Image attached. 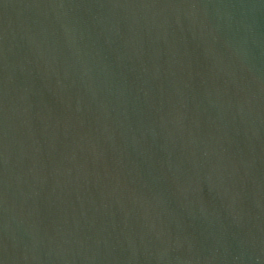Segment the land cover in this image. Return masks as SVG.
Returning a JSON list of instances; mask_svg holds the SVG:
<instances>
[{"label": "water", "instance_id": "water-1", "mask_svg": "<svg viewBox=\"0 0 264 264\" xmlns=\"http://www.w3.org/2000/svg\"><path fill=\"white\" fill-rule=\"evenodd\" d=\"M0 264H264V0H0Z\"/></svg>", "mask_w": 264, "mask_h": 264}]
</instances>
